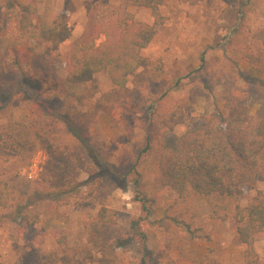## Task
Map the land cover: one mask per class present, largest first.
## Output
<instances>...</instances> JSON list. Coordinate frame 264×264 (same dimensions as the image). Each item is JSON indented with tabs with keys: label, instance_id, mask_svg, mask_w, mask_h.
Wrapping results in <instances>:
<instances>
[{
	"label": "rangeland",
	"instance_id": "obj_1",
	"mask_svg": "<svg viewBox=\"0 0 264 264\" xmlns=\"http://www.w3.org/2000/svg\"><path fill=\"white\" fill-rule=\"evenodd\" d=\"M98 1L57 0L67 21L41 34L45 52L34 75L67 78L72 44ZM130 11L139 21H153L147 8ZM160 11L165 23L121 93H111L105 72L84 75L87 94L65 101L39 97L14 70L2 77L0 181L8 182L15 205L0 209V264H130L143 258L147 264H247L234 221L212 219L207 201H182L168 188L153 189L156 204H144L146 186H134L132 167L145 147L150 97L173 108L165 142L174 150L217 105L227 108L228 120H264V44L255 37L264 27V0H162ZM15 36L0 7V59ZM118 105L136 112L117 120ZM23 112L35 126L33 136L17 144L6 134ZM65 119L74 122L77 138L62 126ZM237 186L242 206L264 193V179ZM102 206L117 212L116 225L93 222ZM171 217L189 223L191 233ZM61 241L83 252L71 257ZM254 249L264 264V234L255 237Z\"/></svg>",
	"mask_w": 264,
	"mask_h": 264
},
{
	"label": "trees",
	"instance_id": "obj_2",
	"mask_svg": "<svg viewBox=\"0 0 264 264\" xmlns=\"http://www.w3.org/2000/svg\"><path fill=\"white\" fill-rule=\"evenodd\" d=\"M109 1L114 3L99 0L89 9L86 28L74 40L69 53L70 72L65 80H54L41 73L34 75L32 70L45 52L40 42L41 34L67 21V16L57 8V0H0V7L16 29V36L9 43L4 58L0 59V82L8 70H14L22 76V83L36 90L39 97L65 101L87 94L88 87L80 82L84 75L105 72L112 85L111 93L123 92L128 78L142 64L143 51L152 43L165 18L160 11L162 0ZM132 7L149 9L152 23L137 20L130 11ZM255 37L264 44V27ZM201 60H205L204 56ZM148 100L150 111L143 125L145 147L140 153L144 159L135 167L141 160L139 156L132 167L137 177L134 186H146L141 193L143 203L156 204L153 189L164 188L172 190L182 201L190 199L195 204L207 201L212 219L235 222L238 239L246 247V263L258 264L254 239L264 234V193L258 191L255 199L242 206L237 184L248 178L264 179V120L258 117L239 122L228 120L227 108L217 105L214 113L206 115L198 127L178 140L179 146L174 150L165 142L172 128L173 108L160 103L157 97ZM135 112L132 105H118L114 116L120 120L122 114ZM44 115L52 116L50 113ZM61 122L63 127L72 129L74 138L79 136L72 120ZM30 123L23 112L18 123L8 125L6 135L20 144L33 136L35 125ZM95 166L96 170L101 168ZM108 167L103 170L108 171ZM98 177L95 175L93 179L97 181ZM14 205L8 182L1 180L0 209H10ZM169 219L176 227L191 233L189 223L176 217ZM93 222L116 225L118 214L102 206ZM60 244L71 257L83 252L80 247L67 246L65 241ZM130 264H147L146 258L142 263Z\"/></svg>",
	"mask_w": 264,
	"mask_h": 264
}]
</instances>
